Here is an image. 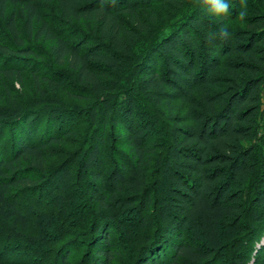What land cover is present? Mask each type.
Wrapping results in <instances>:
<instances>
[{
  "label": "trees",
  "instance_id": "trees-1",
  "mask_svg": "<svg viewBox=\"0 0 264 264\" xmlns=\"http://www.w3.org/2000/svg\"><path fill=\"white\" fill-rule=\"evenodd\" d=\"M221 3L0 0V85L34 86L0 264H264V0Z\"/></svg>",
  "mask_w": 264,
  "mask_h": 264
},
{
  "label": "rangeland",
  "instance_id": "rangeland-1",
  "mask_svg": "<svg viewBox=\"0 0 264 264\" xmlns=\"http://www.w3.org/2000/svg\"><path fill=\"white\" fill-rule=\"evenodd\" d=\"M44 10L46 12H51V11H53V8H52V6L47 5V6H44ZM0 87H1V92L4 95L3 99L1 100L0 105H3V104L6 105L9 101L10 97H13V98L17 97V98H19V100H26V99H31V96H34V94H33L34 86H33V83L31 82V80L29 79V77L26 78V84H19L15 81L14 82L8 81L7 83H4V84L1 83ZM6 87H8L11 90L13 95H11V96L9 95V92L6 90L7 89ZM262 108L264 109V98H263ZM73 121L75 123L79 122L80 121L79 115L75 116ZM261 124H262V127L260 128V133L264 129V114H263V119L261 121ZM70 189H71L70 191H73L74 186H72ZM50 192H52V190ZM53 193H55V191Z\"/></svg>",
  "mask_w": 264,
  "mask_h": 264
},
{
  "label": "clouds",
  "instance_id": "clouds-1",
  "mask_svg": "<svg viewBox=\"0 0 264 264\" xmlns=\"http://www.w3.org/2000/svg\"><path fill=\"white\" fill-rule=\"evenodd\" d=\"M205 3L211 4V11L216 15L227 11V6L221 0H205Z\"/></svg>",
  "mask_w": 264,
  "mask_h": 264
}]
</instances>
